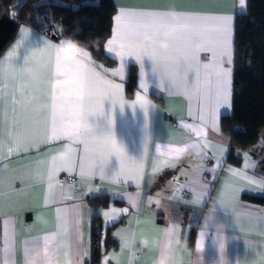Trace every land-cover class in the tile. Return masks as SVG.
I'll return each mask as SVG.
<instances>
[{
    "label": "crops",
    "instance_id": "1",
    "mask_svg": "<svg viewBox=\"0 0 264 264\" xmlns=\"http://www.w3.org/2000/svg\"><path fill=\"white\" fill-rule=\"evenodd\" d=\"M113 2L114 18L121 8L171 13L189 25L201 18L232 17V62L223 65L231 69L227 104L219 108L214 125L210 108L215 98L210 104L191 89L177 87L174 78L182 75L179 65L154 66L149 57H125L122 61L107 45L111 31L104 51L116 59L113 66L98 62L79 45L88 53L82 59L99 77L95 84L97 100L83 121L93 129V137L87 143L66 136L53 139L50 98L54 86L72 91L64 87V81L74 82V77L66 76L74 66L62 65L58 80L53 78L55 52L41 49L45 42L59 47L64 37L53 38L19 24L0 51V66L31 57L28 68L34 75L30 81H22L17 73L0 78V89L7 93V104H0V264H157L166 242L171 264H264V205L244 197L264 195L258 151H242L239 165L228 162L231 146L220 129V117L231 113L234 18L246 10V0L243 5L241 0ZM211 55L199 52L201 64L207 65ZM131 64L137 68V77L127 96ZM211 71V67L201 68L202 89ZM109 81L120 85L118 95L111 99L104 83ZM22 84L30 85L37 97L27 106L18 91ZM14 89L17 94L12 96ZM80 123L73 120L67 125L71 129ZM97 136L120 156L90 159ZM42 140L45 142L38 146L17 149V143ZM261 148L264 153V144ZM175 149L180 151L173 152L168 163L157 168L162 154ZM54 159L63 165L53 168ZM81 161L94 166L104 163L106 170L81 175ZM136 163L142 164L139 189L135 180L115 178V170H127ZM69 175L76 177L74 184L60 180ZM222 192L226 203L221 202ZM103 193L110 198L107 206L89 204L90 197ZM93 218L101 223L100 254L95 263L91 257ZM106 235L115 240L114 246H105ZM149 240L153 243L146 246Z\"/></svg>",
    "mask_w": 264,
    "mask_h": 264
},
{
    "label": "snow or ice",
    "instance_id": "2",
    "mask_svg": "<svg viewBox=\"0 0 264 264\" xmlns=\"http://www.w3.org/2000/svg\"><path fill=\"white\" fill-rule=\"evenodd\" d=\"M243 3L244 0H241L242 5ZM114 19L115 27L112 29V38L107 41V45L111 46L110 50L115 51L122 61L125 57H135L137 60L149 57L154 66L179 65L182 69V75L179 78H174L177 87L191 89L197 96H203L208 99L210 104H212V98H215V103L210 108L211 119L215 125L219 119V108L227 104L231 90V69H225L223 65L232 62L229 40L232 17L201 18L197 24L189 25L182 22V18L175 14H162L153 11L132 12L121 8L120 13ZM24 31V29H21L22 33ZM168 31L171 34L166 37L165 33ZM163 39L170 41V47L162 49L159 46L160 41ZM74 47V45H70L64 51L69 52ZM49 49L54 50L56 57V72L53 74V78L58 80L59 69L62 65L74 66L66 73V76L74 77V82L64 81V87L72 91H64L56 86L53 88L50 98L52 115L51 138L56 139L66 136L70 139L75 138L87 143L93 137L94 131L88 128L83 121L86 117H89V110L97 100L95 84L99 77L82 58H74L71 61H67L58 47L47 42L44 43L41 51ZM76 50L80 51V49ZM201 51L211 52L212 54L207 65H202L199 60V52ZM34 55L35 53L32 54V56ZM87 56L88 53L86 52L84 57ZM29 59L31 57L16 61L15 65L9 61L6 67L0 66V78L11 73H17L22 81H30L34 73L28 68ZM208 67H211L213 71L208 73L207 86L202 89L200 87L201 68ZM189 74L191 78H189ZM104 83L107 86L110 99L118 95L120 85L113 84L110 81ZM85 89L88 90L87 94L84 93ZM18 91L20 96L25 98L22 103L26 106L37 99L28 84H22ZM16 94L17 90L14 89L11 95L15 96ZM13 102L15 103L16 101ZM145 103L147 104V101ZM0 104H7V93L2 89H0ZM3 117L7 122L6 111L3 113ZM201 118L203 119V117ZM73 120L81 123L69 129L67 122ZM95 133L97 132L95 131ZM42 142L45 141L29 144L17 143V149L38 146V143ZM92 142L93 150L90 159L94 157L97 160H106L109 155L120 156V153L112 151L104 142L102 136H97ZM179 151V149H175L162 154L161 159L157 162V168L161 164H167L168 156L173 152L178 153ZM51 163L53 168L63 165V161H57L56 159ZM80 167L81 175H84L86 171L95 175L97 172L103 173L106 170L104 163L94 166L89 162L81 161ZM141 169L142 164L139 163L127 170L118 168L115 170V178L119 180L122 176H126L128 179L135 180L139 189L138 173ZM153 171H156V168ZM225 197L226 194L222 192L220 197L222 203H226ZM121 238L122 240L124 239V237ZM45 251L47 252V249Z\"/></svg>",
    "mask_w": 264,
    "mask_h": 264
},
{
    "label": "trees",
    "instance_id": "3",
    "mask_svg": "<svg viewBox=\"0 0 264 264\" xmlns=\"http://www.w3.org/2000/svg\"><path fill=\"white\" fill-rule=\"evenodd\" d=\"M115 13L113 0H0V17L6 15L13 20L14 32L24 23L57 38L71 37L89 50L95 60L108 66L117 62L104 51ZM136 77L137 68L131 64L126 82L127 96L135 86ZM220 129L231 146L228 162L239 165L242 151L256 150L260 169L264 171V153L260 145V142L264 144V0H246V10L235 15L231 113L220 117ZM244 197L264 205V195ZM88 202L92 206H107L110 198L103 193L90 197ZM100 232V219L93 218V263L100 254L96 247ZM114 245L115 240L106 235L105 246Z\"/></svg>",
    "mask_w": 264,
    "mask_h": 264
},
{
    "label": "clouds",
    "instance_id": "4",
    "mask_svg": "<svg viewBox=\"0 0 264 264\" xmlns=\"http://www.w3.org/2000/svg\"><path fill=\"white\" fill-rule=\"evenodd\" d=\"M170 34H171L170 31H168L165 33V36L167 37ZM70 45H74L75 47L71 51L65 52L64 49L68 48ZM159 46L162 49H166L170 47V41L168 39H163L160 41ZM58 48L62 56L67 61H71L74 58H83L86 53V51L82 47L79 46L78 42L75 41L71 37L64 38L63 42ZM76 49H80V51H77ZM152 243L153 241H150V240L146 241V246ZM157 264H171V252H170V248L167 242L164 243L161 247L160 254L157 258Z\"/></svg>",
    "mask_w": 264,
    "mask_h": 264
},
{
    "label": "water",
    "instance_id": "5",
    "mask_svg": "<svg viewBox=\"0 0 264 264\" xmlns=\"http://www.w3.org/2000/svg\"><path fill=\"white\" fill-rule=\"evenodd\" d=\"M15 29V24L11 18L6 15L0 17V49L10 39ZM56 38V35H52Z\"/></svg>",
    "mask_w": 264,
    "mask_h": 264
},
{
    "label": "built area",
    "instance_id": "6",
    "mask_svg": "<svg viewBox=\"0 0 264 264\" xmlns=\"http://www.w3.org/2000/svg\"><path fill=\"white\" fill-rule=\"evenodd\" d=\"M60 180L67 183V184H74L76 182V177L69 175V176L61 177ZM96 247L98 248L99 245L97 244Z\"/></svg>",
    "mask_w": 264,
    "mask_h": 264
},
{
    "label": "rangeland",
    "instance_id": "7",
    "mask_svg": "<svg viewBox=\"0 0 264 264\" xmlns=\"http://www.w3.org/2000/svg\"><path fill=\"white\" fill-rule=\"evenodd\" d=\"M55 1H56V0H55ZM262 143H263V142H260V145H261V146H262Z\"/></svg>",
    "mask_w": 264,
    "mask_h": 264
}]
</instances>
